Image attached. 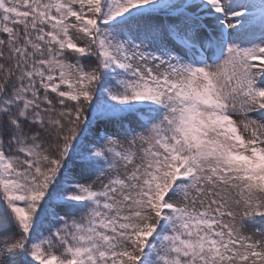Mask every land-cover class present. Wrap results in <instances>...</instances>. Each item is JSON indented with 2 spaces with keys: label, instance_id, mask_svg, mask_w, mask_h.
I'll list each match as a JSON object with an SVG mask.
<instances>
[{
  "label": "snow or ice",
  "instance_id": "obj_1",
  "mask_svg": "<svg viewBox=\"0 0 264 264\" xmlns=\"http://www.w3.org/2000/svg\"><path fill=\"white\" fill-rule=\"evenodd\" d=\"M0 264H264V0H0Z\"/></svg>",
  "mask_w": 264,
  "mask_h": 264
}]
</instances>
